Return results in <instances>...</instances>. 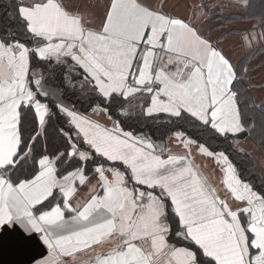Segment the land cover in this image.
Returning <instances> with one entry per match:
<instances>
[{
  "label": "snow or ice",
  "instance_id": "1",
  "mask_svg": "<svg viewBox=\"0 0 264 264\" xmlns=\"http://www.w3.org/2000/svg\"><path fill=\"white\" fill-rule=\"evenodd\" d=\"M168 7L4 6L0 253L13 256L4 264H264V179H244L231 158L249 154L241 136L257 135L264 157V100L256 105L238 87L247 67L195 17ZM259 19L262 30L244 32L243 46L264 47V10ZM70 90L86 108L67 99ZM133 118L166 132L154 138ZM198 158L218 166L222 187Z\"/></svg>",
  "mask_w": 264,
  "mask_h": 264
},
{
  "label": "trees",
  "instance_id": "2",
  "mask_svg": "<svg viewBox=\"0 0 264 264\" xmlns=\"http://www.w3.org/2000/svg\"><path fill=\"white\" fill-rule=\"evenodd\" d=\"M8 3V0H0V17L5 15V8L4 6ZM252 8L250 9H243V13L241 15H235L224 17L223 23L226 22H233L238 21L243 23L245 29H251L253 25H256V31H261L259 24H260V13L264 8V0H251ZM214 17H220L218 13L215 14ZM221 18V17H220ZM212 19V18H211ZM234 35V34H230ZM235 64H240L249 69L248 75H246L242 81V83L238 86L241 88L245 94L251 98V102H254L256 105H259L261 100H264V74L261 78H259L260 70L264 68V47H261L259 44H256L253 48L247 49L244 52L239 60L235 62ZM258 91H263L261 97L256 98L255 94ZM67 99L71 103H75L78 108L83 110L87 107V101L79 94V91L76 92L69 91L67 93ZM251 107V104H249ZM249 115H255L257 118L260 117V112L257 110L255 113L249 112ZM133 128L149 132L153 134L154 138L161 137V134L166 132L165 129H161L159 132L156 131V126L153 125L151 121H144V120H136L133 118L129 121ZM163 139H167L166 135H163ZM250 139L252 142L254 149L248 150V155L243 154H236L235 152L232 153L231 158L233 159L234 163L238 165L239 170L244 179L251 180L254 184L259 186L261 180L264 179V172L260 171V167L256 162V157L261 155V149L259 145V136H241L240 140L242 139ZM214 147H219L220 149H227L228 146L223 144L219 141H212Z\"/></svg>",
  "mask_w": 264,
  "mask_h": 264
},
{
  "label": "crops",
  "instance_id": "3",
  "mask_svg": "<svg viewBox=\"0 0 264 264\" xmlns=\"http://www.w3.org/2000/svg\"><path fill=\"white\" fill-rule=\"evenodd\" d=\"M237 0H169L168 11L174 16H180L185 19L196 18V23L202 24L201 31L210 36L213 42L219 41L220 47L231 58L233 63L239 60L240 56L246 52L247 48L243 46L241 36L244 32L250 30L245 29L243 23L238 21L223 23V18L241 15L242 8L232 7ZM218 13L220 17H214ZM212 18V19H211ZM230 34H234L231 35ZM264 74V68L260 70L259 78ZM263 91L256 92V98L261 97ZM167 140V139H166ZM248 150L254 149L249 139H242ZM169 147H172L169 144ZM264 157L257 156L256 162L261 167V161ZM197 163L200 165L202 173L208 178L210 184L216 187H222V173L218 166L208 158H198ZM13 256L8 252L0 253V264L4 261H10ZM86 260V259H85Z\"/></svg>",
  "mask_w": 264,
  "mask_h": 264
},
{
  "label": "rangeland",
  "instance_id": "4",
  "mask_svg": "<svg viewBox=\"0 0 264 264\" xmlns=\"http://www.w3.org/2000/svg\"><path fill=\"white\" fill-rule=\"evenodd\" d=\"M248 142H249V143L251 142V141H250V139H249V141H248ZM251 143H252V142H251ZM83 259H87V257H83Z\"/></svg>",
  "mask_w": 264,
  "mask_h": 264
}]
</instances>
